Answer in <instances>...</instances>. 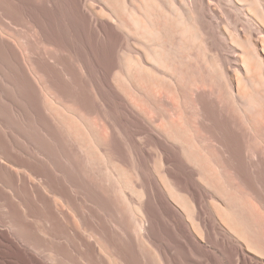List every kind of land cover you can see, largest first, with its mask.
Segmentation results:
<instances>
[{
	"label": "rangeland",
	"instance_id": "374dc122",
	"mask_svg": "<svg viewBox=\"0 0 264 264\" xmlns=\"http://www.w3.org/2000/svg\"><path fill=\"white\" fill-rule=\"evenodd\" d=\"M91 7L107 3L0 0V264H264L262 122L258 140L232 139L187 93H137L124 68L139 48ZM178 111L180 150L145 117ZM85 128L107 153L84 146Z\"/></svg>",
	"mask_w": 264,
	"mask_h": 264
},
{
	"label": "bare ground",
	"instance_id": "6f19581e",
	"mask_svg": "<svg viewBox=\"0 0 264 264\" xmlns=\"http://www.w3.org/2000/svg\"><path fill=\"white\" fill-rule=\"evenodd\" d=\"M104 1L107 3L106 10L90 8L94 15V25L108 23L131 38L139 48L138 55L125 59L124 68L125 79L137 93L146 97L152 94L157 100L165 101V96L174 92V101L179 105L187 93L199 111L205 113L207 108L240 131L232 139L242 136L251 140L260 138L258 124L262 122L264 128V0ZM121 14H125L127 20ZM113 85L115 77L111 81ZM133 105L139 108L135 102ZM145 117L157 134L174 148L180 150L185 147L187 143L181 132V111L175 113L170 122L167 119V123L163 116L158 119V123L152 115ZM77 124L81 127L83 125ZM77 133L86 148H94L97 153H107L108 148H102L100 142L95 139L92 142L95 136L86 128ZM150 141L148 143L152 144ZM109 161L111 173L119 176L117 169L120 166L110 157ZM186 162L193 166L207 163L192 156H188ZM250 162H261L258 150L253 151ZM215 165L219 166L218 163ZM137 211L144 218L142 206Z\"/></svg>",
	"mask_w": 264,
	"mask_h": 264
}]
</instances>
